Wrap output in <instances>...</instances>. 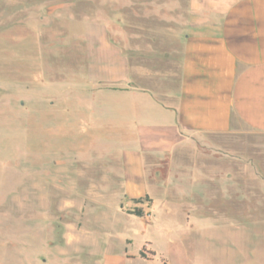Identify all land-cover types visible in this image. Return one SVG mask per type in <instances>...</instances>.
<instances>
[{
    "label": "rangeland",
    "instance_id": "obj_1",
    "mask_svg": "<svg viewBox=\"0 0 264 264\" xmlns=\"http://www.w3.org/2000/svg\"><path fill=\"white\" fill-rule=\"evenodd\" d=\"M182 5L0 0V264H58L52 244L90 211L109 220L85 228L134 264H264V134L206 136L173 166L150 156L151 203L121 190L139 120L124 58L147 69L135 87L163 99ZM125 209L140 211L114 216Z\"/></svg>",
    "mask_w": 264,
    "mask_h": 264
},
{
    "label": "crops",
    "instance_id": "obj_2",
    "mask_svg": "<svg viewBox=\"0 0 264 264\" xmlns=\"http://www.w3.org/2000/svg\"><path fill=\"white\" fill-rule=\"evenodd\" d=\"M182 4L185 30L180 34L179 61L174 60L173 52L169 53L173 57L172 70L178 65L179 72L168 75L173 80L163 99L155 100L153 89L135 87L147 69L131 66L124 58L128 75L124 81L133 79V87L122 92L139 100L134 109L139 119L134 123L138 158L124 161L127 171L121 187L129 201L144 199L151 203L159 191L148 180L150 156L160 161L168 156L173 166L184 146H203L200 144L206 136L231 135L239 127L264 134V0H182ZM163 206L179 207L173 203ZM134 211L120 210L114 216L122 217L120 221H131ZM83 215L82 222L64 225L62 240L52 244L53 262H136L126 252L112 253L85 228L92 216L98 225L109 220L107 215L102 218L103 213L96 211Z\"/></svg>",
    "mask_w": 264,
    "mask_h": 264
}]
</instances>
